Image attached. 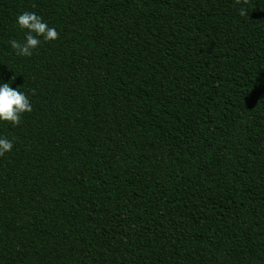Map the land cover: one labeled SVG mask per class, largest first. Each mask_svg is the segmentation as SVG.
I'll use <instances>...</instances> for the list:
<instances>
[{"label":"trees","instance_id":"trees-1","mask_svg":"<svg viewBox=\"0 0 264 264\" xmlns=\"http://www.w3.org/2000/svg\"><path fill=\"white\" fill-rule=\"evenodd\" d=\"M12 77L0 264H264V0H0Z\"/></svg>","mask_w":264,"mask_h":264},{"label":"clouds","instance_id":"clouds-1","mask_svg":"<svg viewBox=\"0 0 264 264\" xmlns=\"http://www.w3.org/2000/svg\"><path fill=\"white\" fill-rule=\"evenodd\" d=\"M244 14V10H241ZM15 24L24 35L22 40L10 39L8 44L17 56L30 57L41 44V41H53L58 38L59 32L55 27L49 26L44 18L35 12L24 11L18 13ZM0 80V122L18 125L24 113L32 111V103L29 95L21 91V87L13 88L9 81ZM13 148V140L7 136L0 135V156L9 153Z\"/></svg>","mask_w":264,"mask_h":264}]
</instances>
